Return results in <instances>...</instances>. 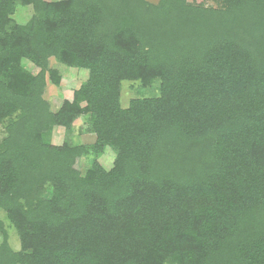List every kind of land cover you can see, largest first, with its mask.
<instances>
[{"label":"trees","instance_id":"trees-1","mask_svg":"<svg viewBox=\"0 0 264 264\" xmlns=\"http://www.w3.org/2000/svg\"><path fill=\"white\" fill-rule=\"evenodd\" d=\"M0 128V264H264V0H0Z\"/></svg>","mask_w":264,"mask_h":264},{"label":"rangeland","instance_id":"rangeland-1","mask_svg":"<svg viewBox=\"0 0 264 264\" xmlns=\"http://www.w3.org/2000/svg\"><path fill=\"white\" fill-rule=\"evenodd\" d=\"M190 2L201 3L202 0H189ZM32 7H20L16 18L19 21L27 20L31 13ZM26 65L33 72H37L38 69L31 64V62L26 61ZM50 66L57 68L62 76L61 83L55 85L51 82L48 83L46 87L44 97L49 101L52 111H57L64 100L72 99L73 93L76 88L80 86L83 80L86 79L88 73L86 70L77 69L73 67L66 66L56 59L52 58L50 60ZM159 93V83H156L150 87H141L138 82L124 81L122 83V95L121 104L123 107H127L132 98L135 97H147L152 95H157ZM88 125V116H82L78 119L70 133L66 131L64 127H56L53 131L52 142L54 144L61 145L65 140H69L74 144H89L96 140L94 134L87 132L85 129ZM3 136V128H0V139ZM115 159V152L111 148H106L104 153L100 156L99 162L106 168L110 169L113 165ZM89 166V161L81 158L76 162V168L82 172ZM4 213L0 212V218L4 219ZM5 220V219H4ZM8 227V232L10 236V242L12 246L16 249L20 248V241L18 234L15 229L11 228L9 223L6 221Z\"/></svg>","mask_w":264,"mask_h":264}]
</instances>
